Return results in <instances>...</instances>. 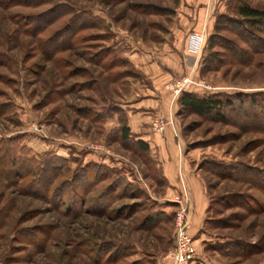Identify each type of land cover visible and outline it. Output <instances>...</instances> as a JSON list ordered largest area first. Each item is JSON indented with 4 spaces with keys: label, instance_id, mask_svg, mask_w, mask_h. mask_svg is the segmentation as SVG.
I'll use <instances>...</instances> for the list:
<instances>
[{
    "label": "rangeland",
    "instance_id": "rangeland-1",
    "mask_svg": "<svg viewBox=\"0 0 264 264\" xmlns=\"http://www.w3.org/2000/svg\"><path fill=\"white\" fill-rule=\"evenodd\" d=\"M257 1L248 4L264 10ZM176 4L0 0V264H170L182 189L138 148L124 104L151 87L129 55L170 42ZM219 25L196 73L163 84L165 109L150 111V125L163 134L175 118L207 198L196 233L186 209L194 247L186 264H264V51ZM186 77L201 85L176 95L172 84ZM188 92L248 95L221 118L183 109ZM11 155L24 160L13 167Z\"/></svg>",
    "mask_w": 264,
    "mask_h": 264
},
{
    "label": "crops",
    "instance_id": "crops-1",
    "mask_svg": "<svg viewBox=\"0 0 264 264\" xmlns=\"http://www.w3.org/2000/svg\"><path fill=\"white\" fill-rule=\"evenodd\" d=\"M175 1V18L168 29L170 42L147 53L129 55L130 63L150 81L151 87L141 96L136 94L138 98L126 102L124 107L127 126L138 135L137 139L147 142L168 184L177 185L179 189L185 186L189 195V229L196 233L202 227L208 208L201 180L195 177L185 159L175 118L170 121V131L158 134L150 125V111L163 112L165 109L163 84L173 78L196 73L202 48L215 31L217 17L227 12L230 0ZM257 2L260 4L259 0ZM191 33H198L203 37V44L198 51L200 53L191 50L189 46Z\"/></svg>",
    "mask_w": 264,
    "mask_h": 264
},
{
    "label": "trees",
    "instance_id": "trees-1",
    "mask_svg": "<svg viewBox=\"0 0 264 264\" xmlns=\"http://www.w3.org/2000/svg\"><path fill=\"white\" fill-rule=\"evenodd\" d=\"M233 18L231 17V15ZM229 23L232 24L235 28L234 33L237 34L240 39L249 46L251 51L253 53H259L261 51H264V38L261 39L259 37H256V35L253 33L252 28H257L258 30L263 31L264 33V10H256L252 8L248 4V0H230L227 12L224 15H220L216 19L215 24V33L219 30L221 25L219 23ZM216 34L212 35L209 38V42L212 43L215 38ZM224 43H226V50L231 53H237L241 56L247 57L249 52L243 49H237L236 45L229 43L225 39H220ZM222 47V46H221ZM225 48V47H222ZM245 95H248V93L240 92L232 95H225L220 93H213V94H202L197 95L194 93H184L180 96V105L183 109H187L195 114L198 115H209V114H216L218 117H225V114L223 113L224 109H234L236 107V103L242 102L243 97ZM250 102L253 103V100L250 99ZM254 104V103H253ZM123 136L127 137L129 133V128L127 126H122ZM15 137H11L6 139L4 142L6 144L11 143L15 141ZM3 141H0L2 143ZM136 145L139 149L142 151H148L149 146L146 141L142 139H135ZM8 149V148H7ZM7 149L5 148L1 150H4L7 152ZM24 147H20L17 152L21 154ZM8 151L7 153H9ZM55 159V158H54ZM24 159H20L18 156L11 155L10 163L11 165L17 166L21 161ZM27 160V163L30 164V161L32 160L31 157L25 158ZM48 162V161H47ZM50 163V162H48ZM26 173L24 174L29 175L32 174L31 168H26ZM243 172L247 174H251L255 172L252 168H246L243 167ZM257 172V171H256ZM8 175V173H7ZM16 175H21L18 172H16ZM230 175V174H229ZM9 176V175H8ZM34 177V176H32ZM35 181V178H33L32 182ZM44 185V184H43ZM51 182L48 184L47 189L50 187Z\"/></svg>",
    "mask_w": 264,
    "mask_h": 264
},
{
    "label": "built area",
    "instance_id": "built-area-1",
    "mask_svg": "<svg viewBox=\"0 0 264 264\" xmlns=\"http://www.w3.org/2000/svg\"><path fill=\"white\" fill-rule=\"evenodd\" d=\"M190 48L193 51H199L201 45L203 44V37L198 33H192L190 38ZM193 84L201 85L196 81L191 80L190 78H184L182 80H178L174 82L172 85V89L176 95L187 91V89L191 88ZM172 123V122H171ZM157 131H162V126H156ZM182 194L184 198V207L176 213L177 218V230H176V245L174 252L172 253V260L170 264H186L189 260L193 258L194 255V247L192 243V238L188 234V227L186 224V209L189 203V197L185 186L182 187Z\"/></svg>",
    "mask_w": 264,
    "mask_h": 264
},
{
    "label": "bare ground",
    "instance_id": "bare-ground-1",
    "mask_svg": "<svg viewBox=\"0 0 264 264\" xmlns=\"http://www.w3.org/2000/svg\"><path fill=\"white\" fill-rule=\"evenodd\" d=\"M189 197V196H188Z\"/></svg>",
    "mask_w": 264,
    "mask_h": 264
}]
</instances>
